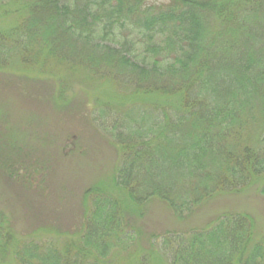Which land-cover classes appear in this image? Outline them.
Returning <instances> with one entry per match:
<instances>
[{
	"label": "trees",
	"instance_id": "16d2710c",
	"mask_svg": "<svg viewBox=\"0 0 264 264\" xmlns=\"http://www.w3.org/2000/svg\"><path fill=\"white\" fill-rule=\"evenodd\" d=\"M4 73L44 77L47 104L85 88L118 165L53 239L0 213V264H264L251 214L189 226L222 196L264 200V0H0ZM150 204L177 225L145 231Z\"/></svg>",
	"mask_w": 264,
	"mask_h": 264
},
{
	"label": "rangeland",
	"instance_id": "374dc122",
	"mask_svg": "<svg viewBox=\"0 0 264 264\" xmlns=\"http://www.w3.org/2000/svg\"><path fill=\"white\" fill-rule=\"evenodd\" d=\"M145 1L150 5L165 0ZM37 77L32 82L0 74V213L17 237L37 233L40 238L35 240H46L79 225L84 191L110 182L118 156L105 130L112 119L107 115L101 121L96 113L88 119L83 110L85 99L79 91L87 92L85 88L68 81L66 104H47L46 90L53 85ZM255 193L212 200L189 226H200L224 210H237L251 214L264 227V200ZM148 208L142 221L145 231L177 225L160 205Z\"/></svg>",
	"mask_w": 264,
	"mask_h": 264
}]
</instances>
